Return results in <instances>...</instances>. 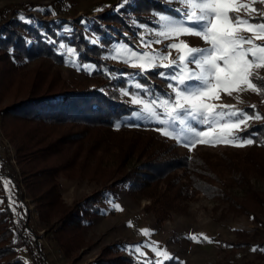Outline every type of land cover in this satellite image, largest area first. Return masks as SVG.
Wrapping results in <instances>:
<instances>
[{
    "label": "rangeland",
    "instance_id": "374dc122",
    "mask_svg": "<svg viewBox=\"0 0 264 264\" xmlns=\"http://www.w3.org/2000/svg\"><path fill=\"white\" fill-rule=\"evenodd\" d=\"M233 2L239 5L251 4V0H233ZM33 4L42 7L40 12L37 11V13L35 10L29 9ZM121 4L123 7L117 11V6ZM254 6L260 12H264V3L257 2ZM179 7L182 5L177 3L166 5L164 0H128L127 3H124V0H0V21L10 17L23 20L21 17L25 19L26 16L33 13L37 18L29 17L27 19L37 26L44 19L63 18L62 20L69 21L68 24H64V29L75 28L74 34L81 40L84 39L87 40V43L93 44L91 41L98 38L99 43L96 45L102 46L100 49L103 51L99 55V59L105 61V63L90 61L89 58L94 61V57L87 58L84 50H78L77 46L71 45L63 39L59 41V45L55 49L62 53V63H57L44 56L30 60L21 57L13 61V65L10 67L3 63L5 61L2 55L3 51H0V108L24 96L30 89L40 90L53 78V84L67 80L71 83L80 81L84 85L93 86L101 84V82L109 84L108 80H113V78H110L108 73L120 77V73L138 72L139 69L132 68L117 59L106 58L109 56L110 50L118 43L140 48L141 34L146 32V28L156 26L154 13L164 12L176 15L172 9ZM249 11L250 9H241L234 15L245 17ZM253 15L259 14L253 13ZM261 19L264 17L253 22L260 23ZM140 25H145L146 28H141ZM237 27L246 28L247 25ZM18 30L23 32L22 27L18 26ZM66 34L70 36L69 33ZM241 35L255 38L251 32H241ZM101 37H105L107 43L101 41ZM146 39L154 40L156 37L147 35ZM179 40H184L193 47L207 46L200 37L184 35L176 40H165L160 44L154 43L151 47L160 49L167 55L169 49L166 45ZM256 43L264 44V41L257 40ZM61 44H67L78 50L79 64L95 65L96 69L91 72L83 69L77 70L76 67L66 63L67 56L60 48ZM6 50L11 52V46H7ZM81 54L83 55L80 56ZM176 56V50H171V58H176ZM12 60L14 59L12 58ZM160 71H164V69L158 68L139 79L142 83L154 86L158 92H170L169 81L158 75ZM258 75L264 77V68L258 70ZM120 78L123 84L120 88L114 86V90H118L122 100L132 108L139 107L131 103L128 95L121 94V89L129 87V85L127 77ZM132 91L136 90L133 88ZM214 102L235 105L237 108L245 109L250 116L254 115L256 111L264 116V98H259L258 94L252 91L234 92L232 96L221 91L219 99ZM251 105H255L260 110L256 107L255 109L251 108ZM247 123L251 126H261L264 124V119H251ZM27 125H21L20 128L25 131H34L39 128L35 123ZM20 128L18 127V131ZM11 129L12 131L6 135L7 127L6 130L3 129L0 119V194L7 196L11 208L17 214L29 216L27 234L36 251L43 255L46 263L86 264L94 260L102 248L108 244L116 243V250L122 252L123 255L129 254L135 258H138L137 254L129 246L141 245L147 261L156 264L155 253L149 247L144 246L156 242L157 248L167 250L180 264L181 262L182 264H264V176L256 175H251L249 182L243 185L230 184V180L225 179V188H223L224 193L226 192L239 200L245 199L246 206L253 212L252 215L235 212L223 197L209 198L200 195L192 200L176 201L174 205L166 208L168 214L166 216L163 214L164 219L160 222L156 220L153 210H150L151 207L154 209L152 200L145 196L144 192L154 189L157 194H162L165 192L163 191L165 185L162 182L151 181L147 187L144 186L137 191H131L128 185L113 188L116 198H111L114 200L108 202L103 199L98 200L99 209L92 212L89 223L85 222L79 229V234L74 242L76 245L74 244L69 255L65 256L53 239L55 225L52 223L60 216V210L92 194L97 188L104 185L108 187L112 182L123 178L124 173L139 167L142 160L137 162L134 157H127L126 149L116 153L115 157L119 158L118 162L124 163L117 173L118 162L112 156L110 157L102 151H94L88 146L82 147L77 158H74L72 162L73 145H71L64 149V152L59 155V159L51 154L22 164L15 157L16 153L12 143V139L15 137L13 126ZM147 130L152 136L165 140L167 150L174 144L177 154L182 157L200 151L236 149L247 146L237 147L217 142L214 146L208 143L197 144L189 150L188 147L182 146L176 140L162 135L160 131L156 130V126ZM61 132H63L62 126L51 127L40 131L33 137L35 138L36 135L38 138L45 137L39 144L42 145L48 140H55L62 134ZM123 135L129 138L131 134L124 133ZM63 160L71 161L64 165L62 172H57L52 176L47 173H41V176L35 173L40 168L59 164L58 162L64 164ZM25 181H33L30 184H32V192L35 195L30 194L31 191L28 190ZM52 185L56 188L57 201L49 202L44 206L43 198H48L51 195V192H47V190H52ZM44 190H46L45 193L40 195ZM171 192L168 190L167 195L163 194L162 197L167 199ZM253 193L258 198L256 202L248 201ZM36 195L42 196L41 206L36 201ZM112 201L119 204L122 210H115L112 207ZM160 204L164 209L165 203ZM166 206L169 205L166 204ZM141 229H148L149 234H142ZM193 234L197 236L203 234L210 238L211 242L203 239L196 242L189 239L188 237ZM254 247L257 249L256 251H253ZM159 259H163V257Z\"/></svg>",
    "mask_w": 264,
    "mask_h": 264
},
{
    "label": "trees",
    "instance_id": "16d2710c",
    "mask_svg": "<svg viewBox=\"0 0 264 264\" xmlns=\"http://www.w3.org/2000/svg\"><path fill=\"white\" fill-rule=\"evenodd\" d=\"M30 6L32 8L29 9L36 12H40L42 8L38 4ZM29 17L37 18L31 13L23 20L10 17L0 21V51H3L5 60L3 63L7 66L11 67L13 61L21 57L30 60L38 56L62 63V53L55 50L62 39L77 46L78 50H84L87 58L94 57L95 60L89 58L90 61L105 63L99 59V55L103 53L100 49L102 46L81 40L74 34L75 28L71 32L64 31V24H68L69 21L62 20L63 18L44 19L40 25L34 26L25 22ZM18 26L22 27L23 32L18 30ZM101 41L107 43L105 37H101ZM7 46H11V52L6 50ZM53 80L54 78L48 83L45 82L47 84H44L40 90H28L24 96L0 108L1 125L5 130L7 127L6 135L12 131L11 126L14 128L15 137L12 143L16 160L27 164L30 160L51 154L59 159L64 149L71 145H73L72 162L77 158L79 150L87 146L94 151L107 153L117 162L119 158L115 157V154L125 149L127 157H134L137 162L142 160L139 167L124 173L123 178L112 182L108 187L104 185L97 188L92 194L60 210V216L52 223L55 225L53 239L65 256L69 255L73 245H76L74 242L79 229L85 222L89 223L90 214L99 209L98 200L103 199L106 202L114 200L116 192L113 188L124 185H128L131 191L141 190L151 181L162 182L165 185L163 190L165 192L162 194H157L154 189L144 192V195L152 200L154 209L151 207L150 210H153L156 220L160 222L164 219L163 214L165 216L168 214L166 208L174 205L176 201L192 200L200 195L209 198L223 197L235 212L253 214L246 206L245 199H236L224 193L223 188H225V179H229L230 184L243 185L249 182L251 175L264 176V124L252 126L240 133L245 139L255 134V143L245 148L200 151L182 157L177 154L174 144L167 150V142L152 136L147 130L155 125L136 126L135 122H127L121 123L119 128L116 127L118 122H123L135 109L122 100L118 90H114V86L120 88L123 84L120 77L108 80L109 84L101 82L93 86L84 85L80 81L71 83L67 80L53 84ZM258 96L264 98V95L258 94ZM34 123L39 127L34 131L20 128L21 125ZM59 126L63 127V132L55 140L51 139L39 145L43 141L41 139L45 137L38 138L37 135L33 137L46 128ZM124 133L131 135L128 138L123 135ZM68 162L63 160L64 164L58 162L59 164L40 168L35 173L40 176L41 173L52 176L62 172ZM123 165L122 161L117 163V173ZM25 183L31 191L30 194L33 195L30 184L33 181H25ZM52 186V190H47L51 195L43 198L44 203L42 196H35L40 206L42 203L45 206L49 202L57 201L56 188ZM168 190L172 192L165 199L162 196L167 195ZM250 200L256 202L258 200L256 194L253 193L252 197L248 198V201ZM159 202L169 206H164L163 209ZM113 203L116 202L112 201L111 204ZM28 219L29 216L17 214L11 208L7 196L0 194V264H25V262L48 264L43 255L36 251L27 234ZM116 247V243L108 244L94 260L86 264H146V262L154 264L145 257L138 259L129 254L123 255L116 250ZM164 264H180V262L173 258L171 261H164Z\"/></svg>",
    "mask_w": 264,
    "mask_h": 264
},
{
    "label": "snow or ice",
    "instance_id": "6c2138e0",
    "mask_svg": "<svg viewBox=\"0 0 264 264\" xmlns=\"http://www.w3.org/2000/svg\"><path fill=\"white\" fill-rule=\"evenodd\" d=\"M128 0H124L127 3ZM166 5L177 3L182 7L172 9L176 15L164 12L154 13L156 26L146 28L140 36V48H134L125 43H118L106 58L117 59L128 64L138 72L120 73L127 77L129 87L122 88L121 94L128 95L133 105L139 107L131 111L130 116L121 123L135 122L155 125L165 137L172 138L189 150L197 144L217 142L243 147L255 143V134L245 139L240 135L247 131L251 119H264L258 111L250 116L245 109L235 105L217 104L221 91L228 96L234 92L252 91L264 95V77L258 75V70L264 68V19L260 23L253 21L264 17L254 5L264 3V0H251V4H235L233 0H164ZM123 7V4L117 6ZM241 9H250L245 17L234 15ZM258 13L259 15H253ZM24 19V17H21ZM26 23H32L30 19ZM247 25L246 28L237 26ZM65 32L71 29L65 28ZM241 32H251L252 37L241 35ZM147 35L156 39H146ZM195 35L200 37L206 47H193L184 40L166 45L167 55L160 49L152 48V44H160L165 40H176L180 36ZM99 43L98 38L91 41ZM67 58L65 62L77 70L93 71L95 65H81L76 48L61 44ZM150 49V50H143ZM171 50H176V58H171ZM167 61V63H164ZM158 68L164 69L158 75L169 81L170 92H158L154 86L142 83L139 77ZM110 78L118 77L108 73ZM136 91H132V89ZM239 101V97L237 96ZM242 102V101H240ZM255 109V105H251ZM218 129V131H217ZM7 187V182H6ZM112 207L119 211L120 205L113 203ZM148 235V229H141ZM189 239L200 242L201 239L211 242L203 234L190 235ZM157 257L156 264L171 261L172 255L167 250L156 247V242L145 244ZM137 254L138 259L146 256L141 245L129 246ZM257 249L254 247L253 251ZM163 257V259H159ZM27 264V262H25ZM147 264V262H146ZM182 264V262H181Z\"/></svg>",
    "mask_w": 264,
    "mask_h": 264
}]
</instances>
